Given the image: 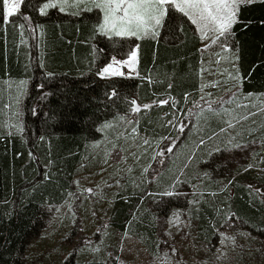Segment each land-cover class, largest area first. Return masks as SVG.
Listing matches in <instances>:
<instances>
[{
	"label": "trees",
	"instance_id": "obj_1",
	"mask_svg": "<svg viewBox=\"0 0 264 264\" xmlns=\"http://www.w3.org/2000/svg\"><path fill=\"white\" fill-rule=\"evenodd\" d=\"M47 1L23 0L5 22L0 0V264H22L28 243L44 225L46 207L63 203L80 167L95 164L90 143L98 141L105 127L115 125L134 104L139 107L137 132L173 140L175 123L197 97L204 71L221 81L222 90L238 88L232 101L237 107L231 109L229 104L208 116L203 114L199 130L180 136L198 144L217 134L230 120L229 114L254 112L264 101V0L239 5L238 22L217 36V48L208 52L201 48L193 24L174 8L168 9L154 32L115 36L98 32V12L91 9L90 0H84L77 13L60 9L62 0L42 11ZM24 17L34 39L28 35ZM133 46L137 48L136 76H99L111 56L124 58ZM20 92V130H16L6 126L9 109L13 110ZM253 122L248 134L254 130L256 140L264 138V131L259 133V125L254 127ZM250 172L235 177L242 182ZM151 190L144 184L134 191L128 184L120 186L109 207L112 233L127 231L138 240L143 238L142 243L152 241L151 216L142 217L130 231L132 213L141 202L170 205L178 200L171 195L161 198L156 189ZM236 192L238 215L250 222L262 218L263 224L264 207L242 185ZM201 218L198 222H205ZM258 232L264 234V230ZM87 255L72 250L61 264H106L97 255Z\"/></svg>",
	"mask_w": 264,
	"mask_h": 264
},
{
	"label": "rangeland",
	"instance_id": "obj_2",
	"mask_svg": "<svg viewBox=\"0 0 264 264\" xmlns=\"http://www.w3.org/2000/svg\"><path fill=\"white\" fill-rule=\"evenodd\" d=\"M58 2L48 0L42 9L47 12L51 7L45 9V4ZM181 3L183 0H170L165 4L161 23L168 9L179 10L176 5ZM187 12L182 13L192 22L201 48L207 52L216 49V38L220 34L214 30L215 26L208 22L205 27V21L200 20L198 13ZM6 14L3 3L5 22L9 19H5ZM24 22L29 37L34 39L30 22L25 17ZM104 23L103 13L101 24H97L98 32L113 33L104 27ZM155 27L157 25L152 21L138 35L154 32ZM133 52L136 53L135 46L124 58L111 56L106 67L112 65L115 71L122 73L114 76H135L136 58L131 64L125 63ZM111 76L105 75V78ZM206 86L209 84L203 81L197 101L180 122L175 123L173 140L137 132L136 111H133L139 109L136 104L115 125L109 123L101 138L88 146L95 164L80 167L63 203L46 207L44 225L28 243L22 264H61L72 250L78 255L82 252H88V257L97 255L106 264H264V234L258 232L264 230V223L260 224L263 220L258 218L250 222L238 215V202L235 201L236 187L242 185L249 197L264 207V138L256 140L254 130L248 134L253 120L254 127L259 125V133L264 131V104L254 112H246L248 114H229L230 122L226 120L217 134L195 144L190 137L185 135L182 139L180 136L184 131H197L198 127L191 125V118L197 109L208 108L209 102L204 97ZM22 93L16 94L6 127L20 130L17 103ZM231 96L232 93L226 94L221 101ZM249 170L250 176L258 178L248 176L241 182L235 177L236 173ZM125 184L130 191L144 184L147 191L156 189L161 198L171 195L178 200L173 202L174 205L163 201L141 202L132 213L130 231L138 226L142 217L151 216L154 237L148 243H142L143 238L138 240L127 231L112 233L108 226L113 194ZM199 218H204L205 222H198Z\"/></svg>",
	"mask_w": 264,
	"mask_h": 264
},
{
	"label": "snow or ice",
	"instance_id": "obj_3",
	"mask_svg": "<svg viewBox=\"0 0 264 264\" xmlns=\"http://www.w3.org/2000/svg\"><path fill=\"white\" fill-rule=\"evenodd\" d=\"M22 2L23 0H15L10 3L9 0H3L7 8L5 19L14 15ZM242 2L243 0H183V3L177 4L176 7L185 14H188L187 10L198 13L200 20L205 21V27L211 22L215 26L214 30L223 36L238 22L237 9ZM169 3L170 0H104L97 6L102 7L105 12V28L117 36H136L152 21L159 25L164 15L163 7ZM54 6L45 4L44 8ZM118 13L122 14L118 15ZM193 22L197 21L194 19ZM135 58L136 53L133 52L129 61L125 63L131 64ZM109 74L122 75L115 71L112 65H108L100 73L101 76ZM138 110V108L133 109V111Z\"/></svg>",
	"mask_w": 264,
	"mask_h": 264
},
{
	"label": "crops",
	"instance_id": "obj_4",
	"mask_svg": "<svg viewBox=\"0 0 264 264\" xmlns=\"http://www.w3.org/2000/svg\"><path fill=\"white\" fill-rule=\"evenodd\" d=\"M83 1L84 0H62V1H60L59 7H60V9L70 10V12L71 11H74L75 13H77V10L78 9L79 10H82ZM103 2L104 1H102V0H92V2L90 3L91 6H92V9L93 10L95 9V10L98 11V22H97L98 25L101 24V14L104 13V15H105V12H104V10H103L102 7H98L97 5L98 4H102ZM98 25H96L97 30L99 29L98 28ZM158 27H159V25H157V27L153 28L154 29L153 31H155V29H157ZM103 34L115 35L114 33H103ZM115 36H117V35H115ZM139 36L140 35H138L136 37H139ZM106 65H107V63L101 68V70L99 72V76L100 77H105V76H101L100 73L102 72V69H104V67H106ZM136 75H137V48H136ZM210 79L212 80L211 82L209 81ZM203 81L204 82H207L208 84L209 83H213L215 85H212V86L209 85V86L204 87V90H205L204 97L207 98V100L209 102L208 108H200V109H197L193 113V116L191 118V125H193L194 127H198L197 130H199V127L201 128V125L202 124L200 122L201 119H199V118L202 117L203 114H205V116H208L207 114L210 115L211 112L214 113L215 111H220L221 109H224V108L228 107L229 104H230V108L231 109H234L233 107H237V106H233V104H232L233 102L232 101L234 100L233 97L236 94L238 88H235L233 90H227V89L222 90V88H221V86H222L221 85L222 84L221 81H218V82L215 81V78L213 76H211L210 73H208L206 71H204L202 73L201 82H200V85H199V87L197 88V91H196V93H198V94H197V97L195 98V100L192 103H194L195 101H197L198 97L200 96ZM229 93H232V96L231 97H228L227 99L225 98L223 101H221V98L224 95L229 94ZM160 103H162V102H160ZM160 103H158V104H160ZM192 103H191V105H192ZM236 103L237 102H235V104ZM261 103L264 104V101H262ZM262 104H261V106H262ZM190 108H191V106H190ZM206 111H209V112H206ZM190 132H196V131L195 130H191Z\"/></svg>",
	"mask_w": 264,
	"mask_h": 264
}]
</instances>
